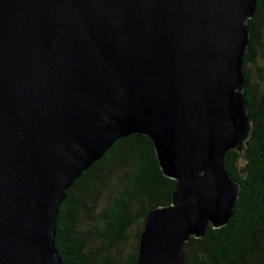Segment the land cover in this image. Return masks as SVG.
<instances>
[{"label":"water","instance_id":"95a60500","mask_svg":"<svg viewBox=\"0 0 264 264\" xmlns=\"http://www.w3.org/2000/svg\"><path fill=\"white\" fill-rule=\"evenodd\" d=\"M257 0H0V264H62L67 190L144 133L176 179L134 264H188L185 242L233 215L252 116L248 23Z\"/></svg>","mask_w":264,"mask_h":264},{"label":"trees","instance_id":"16d2710c","mask_svg":"<svg viewBox=\"0 0 264 264\" xmlns=\"http://www.w3.org/2000/svg\"><path fill=\"white\" fill-rule=\"evenodd\" d=\"M248 23L250 44L244 57V92L252 129L243 151L231 149L225 159L227 171L240 185L239 197L224 226L216 228L210 223L202 236H191L185 242L188 264H264V93L258 91L248 66L256 62L264 41V0H257ZM115 169L121 173L116 187L108 188L111 200L103 213L106 230L97 234L106 241L108 252L104 254V249L99 248L95 256L88 257L93 264H120V257L114 252L127 238L129 229L140 221L135 246L121 263L134 264L148 213L173 202L177 180L164 173L151 137L135 133L120 139L67 190V198L60 206L56 237L62 264L77 261L89 246L90 234L76 232V213H81L87 201H94L108 186ZM69 195L74 202H70ZM65 207L69 208L68 216ZM109 231L112 233L106 239Z\"/></svg>","mask_w":264,"mask_h":264},{"label":"rangeland","instance_id":"374dc122","mask_svg":"<svg viewBox=\"0 0 264 264\" xmlns=\"http://www.w3.org/2000/svg\"><path fill=\"white\" fill-rule=\"evenodd\" d=\"M249 69L252 74L253 81L260 93H264V41L259 49V56L254 63H250ZM121 170L115 169L110 175L108 186L104 187L100 194L95 197V200H88L87 204L83 206L81 213H76L77 216V234H90L91 241L86 251L89 256H95L99 248L104 249V254L108 252L107 243L98 237V233L106 230V223L103 218V213L109 207L111 200V190L114 189L118 182V177ZM141 226V222H136L128 231L127 238L121 243V246L116 249L115 254L120 257V264L124 263L130 252L135 246L136 235ZM93 261H91V264Z\"/></svg>","mask_w":264,"mask_h":264},{"label":"flooded vegetation","instance_id":"af4514ba","mask_svg":"<svg viewBox=\"0 0 264 264\" xmlns=\"http://www.w3.org/2000/svg\"><path fill=\"white\" fill-rule=\"evenodd\" d=\"M68 199L70 200V202L72 203V202H74V199L69 195V197H68ZM64 213L66 214V216H68L69 215V208L68 207H65L64 208ZM112 232L111 231H109L108 233H107V237H105L106 239H109V235L111 234ZM104 238V239H105ZM79 243H81V242H79ZM79 243H78V245H79ZM73 245V244H72ZM86 249H87V247H86ZM86 249L83 251V256L82 257H80L79 259H77V261H73V262H71L70 264H90L91 263V260L88 258L89 257V255H88V253H87V251H86ZM98 252V251H97Z\"/></svg>","mask_w":264,"mask_h":264}]
</instances>
